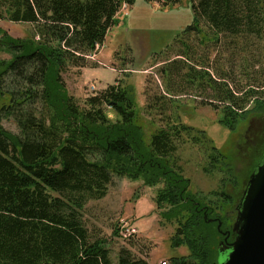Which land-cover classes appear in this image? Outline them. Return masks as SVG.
<instances>
[{
	"label": "trees",
	"instance_id": "trees-1",
	"mask_svg": "<svg viewBox=\"0 0 264 264\" xmlns=\"http://www.w3.org/2000/svg\"><path fill=\"white\" fill-rule=\"evenodd\" d=\"M135 1L0 0V20L34 27L25 40L0 31V48L12 56L0 72V97H8L0 119L12 118L19 129L15 135L0 126V264H113L104 242L90 241L81 217L88 202L105 197L113 176L141 179L149 187L164 183L156 198L160 209L168 207L161 219L175 223L172 246H185L190 254L170 264H220L224 255L216 244L221 237L217 225L203 218L207 209L212 217L213 209L193 203L189 182L173 158L174 143L182 136L191 137L193 129L171 111L165 126L146 143L126 87L110 86L81 106L63 83L65 67H83L84 55L102 45L115 25L119 8ZM144 1L164 8L180 0ZM190 1L195 17L207 24L213 36L229 35L247 43L264 39V0ZM195 30L188 27L183 34ZM182 61L189 67L185 83L211 89V99L201 104L223 108L220 123L225 128L234 130L251 111L261 119L258 139L264 151V87L260 92L250 87L236 93L225 78L213 79L205 67ZM166 67L161 73L170 77ZM166 91L172 99L173 93ZM250 103L255 104L253 110L245 112ZM171 104L179 108L178 102ZM108 109L116 116L114 121L106 116ZM209 151L215 159L213 167L229 166L211 145ZM260 155L258 162L263 152ZM117 264L147 262L121 249Z\"/></svg>",
	"mask_w": 264,
	"mask_h": 264
},
{
	"label": "rangeland",
	"instance_id": "rangeland-1",
	"mask_svg": "<svg viewBox=\"0 0 264 264\" xmlns=\"http://www.w3.org/2000/svg\"><path fill=\"white\" fill-rule=\"evenodd\" d=\"M192 6L190 0L164 8L144 0H136L133 6L122 5L102 45L84 55L83 67L67 65L62 79L68 95L81 106L85 99L110 86L126 87L146 143L165 126V116L171 111L180 123L192 128L191 137L182 136L174 143L177 150L173 158L178 160L182 175L189 182L193 203L203 202L213 209L212 217L207 216L208 209L204 212V220L208 224L215 222L220 238L227 239L239 197L259 164L260 153H264L258 139L262 121L253 117L251 111L234 130L225 128L220 123L225 116L223 108L201 104L211 99V89L185 83L189 67L182 60L205 67L213 79L225 78L236 93L243 94L250 87L260 92L264 87V39L247 43L240 38L230 39L229 35L213 36L207 24L195 17ZM192 26L197 30L183 34ZM33 30L28 23L0 20V31L14 40L29 39ZM11 58L10 52L0 48V72ZM163 67L170 77L161 73ZM166 89L173 93L172 99L166 95ZM172 100L178 102V109L170 107ZM162 103L164 108L159 106ZM7 104L8 97H0V109ZM252 106L255 104H248L245 112L253 110ZM106 116L112 121L116 119L109 109ZM0 126L11 134H19L12 118L1 117ZM210 145L227 159L231 173L229 166H212L215 159L209 156ZM163 186L159 183L149 187L141 179L131 181L113 176L105 197L86 204L81 217L89 239L104 242L113 264H117L121 249L129 250L135 259L147 264H170L174 258L190 256L185 246H172L175 223L161 219L160 214L168 211V207L160 209L156 203ZM122 228L127 232L124 236ZM220 238H216L218 245L225 243ZM225 260L226 256H221L219 263Z\"/></svg>",
	"mask_w": 264,
	"mask_h": 264
},
{
	"label": "water",
	"instance_id": "water-1",
	"mask_svg": "<svg viewBox=\"0 0 264 264\" xmlns=\"http://www.w3.org/2000/svg\"><path fill=\"white\" fill-rule=\"evenodd\" d=\"M231 228L234 240L230 247L218 245L223 264H264V154L250 175ZM225 251H229L228 254Z\"/></svg>",
	"mask_w": 264,
	"mask_h": 264
},
{
	"label": "flooded vegetation",
	"instance_id": "flooded-vegetation-1",
	"mask_svg": "<svg viewBox=\"0 0 264 264\" xmlns=\"http://www.w3.org/2000/svg\"><path fill=\"white\" fill-rule=\"evenodd\" d=\"M232 234H233V233H230V231H229V234H228V233L226 234V236L229 237V244L226 243L227 239H225L224 236H223V238H224L223 241H224L226 244L229 245L228 247H230L231 242H233V240H234V238H233L234 235H232ZM228 252H229V251H225L226 254H228Z\"/></svg>",
	"mask_w": 264,
	"mask_h": 264
},
{
	"label": "built area",
	"instance_id": "built-area-1",
	"mask_svg": "<svg viewBox=\"0 0 264 264\" xmlns=\"http://www.w3.org/2000/svg\"><path fill=\"white\" fill-rule=\"evenodd\" d=\"M122 235L124 236V234L123 233H127L126 231H124V228H122ZM128 233H130V232H128ZM128 236H129V234H128Z\"/></svg>",
	"mask_w": 264,
	"mask_h": 264
},
{
	"label": "bare ground",
	"instance_id": "bare-ground-1",
	"mask_svg": "<svg viewBox=\"0 0 264 264\" xmlns=\"http://www.w3.org/2000/svg\"><path fill=\"white\" fill-rule=\"evenodd\" d=\"M261 162V161H260ZM260 162H259V164H260ZM236 209H237V207H236ZM230 233H231V230H230ZM233 235V234H232ZM233 238H234V236H233ZM227 243V242H226ZM232 243V242H231ZM224 245H225V247L226 246H228V245H226L225 243H223Z\"/></svg>",
	"mask_w": 264,
	"mask_h": 264
}]
</instances>
